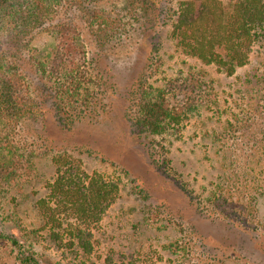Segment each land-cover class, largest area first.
Here are the masks:
<instances>
[{"label":"rangeland","instance_id":"rangeland-1","mask_svg":"<svg viewBox=\"0 0 264 264\" xmlns=\"http://www.w3.org/2000/svg\"><path fill=\"white\" fill-rule=\"evenodd\" d=\"M126 2L58 7L30 43L0 34V53L36 107L10 126L0 118V264H23L30 252L41 264H79L67 236L48 239L35 206L58 156L118 186L91 230L93 264H264V51L255 43L228 75L176 45L180 0H152L146 10ZM58 23L76 27L85 44L69 117L57 112L58 79L32 66L53 47L41 33ZM140 81L183 107L178 125L156 134L131 122Z\"/></svg>","mask_w":264,"mask_h":264},{"label":"trees","instance_id":"trees-1","mask_svg":"<svg viewBox=\"0 0 264 264\" xmlns=\"http://www.w3.org/2000/svg\"><path fill=\"white\" fill-rule=\"evenodd\" d=\"M102 1L0 0V34H9L15 42L27 38L30 43L35 30L58 7H84ZM126 1V8L135 6L146 10L152 0ZM170 26L171 35L183 53L204 65L223 68L231 75L247 63L255 43L264 51V0H230L226 3L222 0H180ZM41 34L52 39L53 47L49 53L36 52L38 57L35 54L32 58V66L35 72L58 79L62 89L58 95L62 96L56 99L61 101L57 112L69 117L78 103L69 93L80 96L78 78L84 74L81 70L86 56L85 44L77 28L67 23L49 26ZM11 63L9 57L0 53V118L5 127L32 115L36 109L30 87L22 82ZM145 83L140 81L133 91L131 122L141 131L156 134L178 125L184 114L183 107L170 104L166 90H153ZM129 115L130 112L127 120ZM55 159L56 177L48 184V196L39 199L35 205L42 226L48 229V239L52 242L62 243L61 235L68 237L67 246H75L80 253L79 264H93L91 230L115 201L118 186L99 175L79 172L78 167L62 166L60 156ZM12 168L14 171L19 169L16 165ZM72 220L75 223L72 224ZM9 241L14 246L18 244L15 237ZM23 264L41 263L30 252L24 256Z\"/></svg>","mask_w":264,"mask_h":264}]
</instances>
